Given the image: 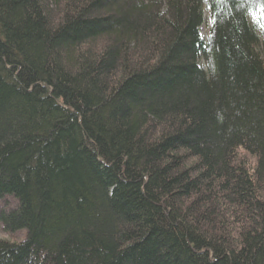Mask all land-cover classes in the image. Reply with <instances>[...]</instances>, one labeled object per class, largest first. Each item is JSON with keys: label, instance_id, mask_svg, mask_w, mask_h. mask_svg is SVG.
Here are the masks:
<instances>
[{"label": "trees", "instance_id": "16d2710c", "mask_svg": "<svg viewBox=\"0 0 264 264\" xmlns=\"http://www.w3.org/2000/svg\"><path fill=\"white\" fill-rule=\"evenodd\" d=\"M3 197L0 264H264V0H0Z\"/></svg>", "mask_w": 264, "mask_h": 264}, {"label": "rangeland", "instance_id": "374dc122", "mask_svg": "<svg viewBox=\"0 0 264 264\" xmlns=\"http://www.w3.org/2000/svg\"><path fill=\"white\" fill-rule=\"evenodd\" d=\"M210 25V19L207 14H205V26L201 28V35L203 39H206V37L209 34V26ZM10 199V198H8ZM3 203L0 201V209L2 208ZM23 233H15L13 235L6 234L5 232L2 231V228L0 226V240H5V241H12V242H18L22 240Z\"/></svg>", "mask_w": 264, "mask_h": 264}, {"label": "bare ground", "instance_id": "6f19581e", "mask_svg": "<svg viewBox=\"0 0 264 264\" xmlns=\"http://www.w3.org/2000/svg\"><path fill=\"white\" fill-rule=\"evenodd\" d=\"M8 198H10V197H3V198H1L0 199V201L3 203V205H2V208L0 209V213L1 212H5V211H8V210H13L15 207H16V203H15V201L13 200V199H8ZM26 231H22V232H19V233H25ZM23 237H24V235H23ZM10 242H12V241H10Z\"/></svg>", "mask_w": 264, "mask_h": 264}]
</instances>
